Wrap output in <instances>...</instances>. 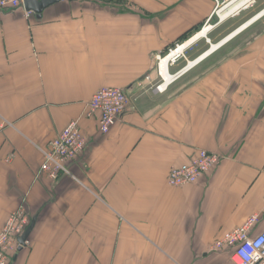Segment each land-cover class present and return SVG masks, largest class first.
<instances>
[{"label": "crops", "instance_id": "1", "mask_svg": "<svg viewBox=\"0 0 264 264\" xmlns=\"http://www.w3.org/2000/svg\"><path fill=\"white\" fill-rule=\"evenodd\" d=\"M214 0H61L0 11V231L35 219L11 264H236L213 249L258 214L264 229V0L217 22ZM196 37V38H195ZM187 44L165 92L158 55ZM129 105L108 134L85 116L102 87ZM79 119L88 144L69 174L42 149ZM204 149L219 165L195 184L167 177Z\"/></svg>", "mask_w": 264, "mask_h": 264}, {"label": "built area", "instance_id": "2", "mask_svg": "<svg viewBox=\"0 0 264 264\" xmlns=\"http://www.w3.org/2000/svg\"><path fill=\"white\" fill-rule=\"evenodd\" d=\"M233 1L235 0H214L215 8L212 16L217 17L218 21L211 24H209L210 20L206 22L205 26L209 25L211 27L208 32L223 21L220 17V11ZM254 2L255 0L247 2L228 17L238 15L241 11L251 7ZM23 4L24 0H0V11L17 9ZM205 38L210 42L208 36ZM183 47L184 44H177L175 47L170 48L167 54L157 56L160 81L154 86L156 91L165 92L172 83L176 82L191 66H195L198 62L197 60L188 68L170 73V65L176 63L183 56L185 49ZM164 63L166 64V73L169 80L165 78L162 71ZM128 105L129 96L122 88L104 86L89 100L85 116L88 118L97 116L100 132L108 134L111 128L120 120ZM79 121V119L72 120L49 142L46 149L41 150L44 158L41 172L46 173L52 179L58 178L59 174H69L67 164L80 156L87 147L88 141L82 133ZM220 160L221 156L218 153L201 149L190 162L170 170L167 184L170 187L195 184L203 175L213 171L219 165ZM259 220L258 214L249 216L241 226L225 232L214 243L213 249L232 248V258L236 264H264V229L260 232L255 230ZM30 223L31 215L23 206L9 215L0 231V264H11L13 262L14 256L22 246L19 238Z\"/></svg>", "mask_w": 264, "mask_h": 264}, {"label": "water", "instance_id": "3", "mask_svg": "<svg viewBox=\"0 0 264 264\" xmlns=\"http://www.w3.org/2000/svg\"><path fill=\"white\" fill-rule=\"evenodd\" d=\"M59 1L61 0H24V5L27 11H33L38 15H40L46 7ZM34 224H35V219L31 221L30 225L27 227V229L22 234V236L19 238V241L22 245L19 249H22V247L26 245V241L30 236Z\"/></svg>", "mask_w": 264, "mask_h": 264}, {"label": "bare ground", "instance_id": "4", "mask_svg": "<svg viewBox=\"0 0 264 264\" xmlns=\"http://www.w3.org/2000/svg\"><path fill=\"white\" fill-rule=\"evenodd\" d=\"M251 0H235L233 1L232 3H230L225 9L221 10L220 11V17H221V20H225L230 14H232L233 12L239 10L244 4H246L247 2H249ZM211 27L209 25L205 26L202 30L203 32H200L199 35H197V38L204 35V36H207V32L209 31ZM196 38V37H195ZM188 43H186L184 45V47L187 46ZM183 47V48H184ZM169 59V58H168ZM167 59V60H168ZM166 62V61H165ZM162 71L164 73V76L167 80H169V76L167 75L166 71V64L164 63L163 66H162Z\"/></svg>", "mask_w": 264, "mask_h": 264}, {"label": "rangeland", "instance_id": "5", "mask_svg": "<svg viewBox=\"0 0 264 264\" xmlns=\"http://www.w3.org/2000/svg\"><path fill=\"white\" fill-rule=\"evenodd\" d=\"M216 21H218V18L216 17V19H215Z\"/></svg>", "mask_w": 264, "mask_h": 264}]
</instances>
